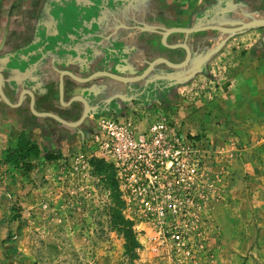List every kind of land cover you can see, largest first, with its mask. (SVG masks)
<instances>
[{"label": "rangeland", "instance_id": "rangeland-1", "mask_svg": "<svg viewBox=\"0 0 264 264\" xmlns=\"http://www.w3.org/2000/svg\"><path fill=\"white\" fill-rule=\"evenodd\" d=\"M258 8V1L238 4L174 27H236L264 19ZM147 18H134L143 39L135 64L123 75L107 71L134 78L154 62L139 86L98 78L106 94L129 99L90 111L76 126L33 120L23 121L29 130L21 121L1 128L8 140L2 157L21 133L39 139L40 153L20 168L2 165L0 264H264V25L163 38L171 27L157 26L156 15L148 25ZM181 43L191 53L184 67L158 61L182 62L185 48L178 54L168 46ZM53 114L67 122L82 116ZM101 115L130 121L136 145L128 155L99 156L93 134ZM91 158L111 165L112 185L94 172ZM112 186L140 244L133 257L110 224Z\"/></svg>", "mask_w": 264, "mask_h": 264}, {"label": "crops", "instance_id": "crops-1", "mask_svg": "<svg viewBox=\"0 0 264 264\" xmlns=\"http://www.w3.org/2000/svg\"><path fill=\"white\" fill-rule=\"evenodd\" d=\"M255 1L259 2L258 9L264 11V0H34L33 4L31 0H0V62L7 64L11 60L9 67L2 70L3 89L14 103L23 95L19 106L8 102L7 107L0 103V131L19 121L46 122L56 124L57 128L66 125L40 112H53L69 121L78 119L81 98L74 96L75 87L69 83L68 70L84 77L101 69L123 75L135 64L142 47V24L134 18L147 15V24L155 25L151 22L156 15L157 26L174 27L191 23L195 15L222 13L238 4L249 7ZM159 16H164V21ZM202 26L207 25L198 27ZM36 31L38 37H34ZM145 33H151L149 37L157 35L152 30ZM174 50L178 53L183 47ZM17 57L22 61L27 58L20 68L16 64ZM85 59L88 60L86 69L74 67L77 61ZM101 77L105 76L92 77L81 85L95 93L90 100L91 112L105 111L118 100H127L113 97L116 92L106 94L108 87L105 89V84L98 81ZM100 84L102 87L98 89ZM31 92L34 93L33 106L27 99ZM62 99L75 101L77 109L66 112ZM25 123L22 129L29 130ZM7 142L0 134V149ZM37 143L40 144L39 139Z\"/></svg>", "mask_w": 264, "mask_h": 264}, {"label": "trees", "instance_id": "trees-1", "mask_svg": "<svg viewBox=\"0 0 264 264\" xmlns=\"http://www.w3.org/2000/svg\"><path fill=\"white\" fill-rule=\"evenodd\" d=\"M40 153L39 147L32 139L20 134L17 138L16 146L13 150L7 151L4 157L0 155V180L4 177L8 170H3L2 165L8 164L11 167H23L26 161L31 157H37ZM90 164L94 168V172L98 174H105L108 182L112 185L114 183L111 165L106 164L102 159L91 158ZM112 195L114 197L115 205L111 207L110 224L119 231L124 239V252L130 257L135 256V250L140 246L136 239L132 228V222L125 219L120 212L121 202L118 199L115 191V186H112Z\"/></svg>", "mask_w": 264, "mask_h": 264}, {"label": "built area", "instance_id": "built-area-1", "mask_svg": "<svg viewBox=\"0 0 264 264\" xmlns=\"http://www.w3.org/2000/svg\"><path fill=\"white\" fill-rule=\"evenodd\" d=\"M95 122L96 134H93V137L97 141L96 149L99 156L105 158V154H111V156L121 157L132 151L131 148L136 143L129 120L101 115L96 118Z\"/></svg>", "mask_w": 264, "mask_h": 264}, {"label": "flooded vegetation", "instance_id": "flooded-vegetation-1", "mask_svg": "<svg viewBox=\"0 0 264 264\" xmlns=\"http://www.w3.org/2000/svg\"><path fill=\"white\" fill-rule=\"evenodd\" d=\"M50 35H53V33H49ZM39 35L37 34V31L34 33V37H38ZM31 54H35V52L34 53H30L29 55H31ZM39 55L41 56V54L39 53ZM17 58H19L18 59V62H16V64L17 65H19V68H20V65H22V63H24L26 60H27V58H24L23 59V61H22V59H21V57H17ZM16 58V59H17ZM0 60H1V58H0ZM4 64V63H3ZM2 64V62H0V103H2V104H4V105H7V107L9 106V103L8 102H10V103H12V104H14V105H21V103L23 102V95L22 96H20L21 98L19 99H17L16 101H15V103H14V101H11V99L9 98V96L7 95V93L4 91V89H3V74H2V70H4V69H7L8 67H9V64H11V60L10 61H8V63L7 64H4L3 65ZM74 67L76 68V67H79L80 69H86V67H88V60H81V61H77L76 63H75V65H74ZM153 67V66H152ZM81 71V70H80ZM105 71H107V69H105ZM70 76H71V80H70V84L72 83V85L75 87V89H77V90H75L74 92H75V95L74 96H76V97H78V98H81V109H80V113H82V115H83V113H84V111H85V104L87 105V111H86V114H85V116H84V118H83V120L85 119V117H87L88 116V114L90 113V111H91V109H92V107L93 106H90V104H91V102H90V100H91V98L93 97V95L95 94L94 93V91L93 90H91L90 88H87L88 86H86L83 90H79L78 88H81L82 86V84L83 83H85V82H80L81 80L79 79V77L73 72V73H71L70 74ZM103 76H105V84L107 83V82H109V80L110 79H108L107 77H109L108 75H103ZM80 80V81H79ZM116 81H118V82H120V80H117V79H115ZM140 81H141V79H140ZM138 79L136 80V81H128L127 82V84H133L134 86L138 83V82H140ZM122 82V81H121ZM62 84V88H63V83H61ZM99 89V88H98ZM77 92V93H76ZM33 96H34V93L33 92H31V94H30V97H28L27 99H30V101H31V105H32V103H33ZM130 98H132V96H129ZM127 99H129L128 97H126ZM68 102V101H67ZM76 102L75 101H70V103L68 104V105H66V112H70V111H75L74 109L76 108L77 109V105L75 104ZM113 103H115V102H113ZM33 106V105H32ZM111 106V105H110ZM114 106V105H113ZM31 108H33V107H31ZM34 109V108H33ZM35 110V109H34ZM34 113H36L37 114V112L36 111H34ZM67 114V113H66ZM66 114H64V115H66ZM60 116V115H59ZM47 117V116H46ZM82 120V121H83Z\"/></svg>", "mask_w": 264, "mask_h": 264}, {"label": "water", "instance_id": "water-1", "mask_svg": "<svg viewBox=\"0 0 264 264\" xmlns=\"http://www.w3.org/2000/svg\"><path fill=\"white\" fill-rule=\"evenodd\" d=\"M264 25V19H254V20H251V21H248L244 24H241V25H238L236 27H230V28H226V27H221V26H215V25H207V26H202V27H194V28H189V27H171L169 29H167L165 32H163V38L165 37V35L169 32H173V31H180V32H194V31H198V30H201V29H205V28H215V29H219L221 31H224V32H234V31H237V30H241L243 28H246V27H250V26H253V25ZM162 42H163V39H162ZM165 44V43H164ZM170 47H184L185 50H186V56L184 58V60L180 63H173V62H169L168 60L164 59V58H159V62H163L165 63L167 66L169 67H172V68H181V67H184L188 61H189V58H190V50L188 48L187 45L181 43V44H175V45H168ZM154 62L150 63L149 66L147 67V69L143 72L142 75L138 76V77H134V78H127V77H121V76H118L116 74H113V73H110V72H97V73H94L93 75L90 76L91 77H95V76H99V75H108V76H111V77H114V78H118L120 79L121 81H124V82H128V81H134V80H137V79H140L141 77H144V75L149 72V70L151 69L152 65H153ZM86 111H87V105L85 104V111L83 113V115L80 117L79 120L75 121V122H67L61 118H59L57 115L53 114V113H49V112H43L44 114H48V115H52L54 116L56 119L68 124V125H71V126H76L78 125L84 118L85 114H86Z\"/></svg>", "mask_w": 264, "mask_h": 264}]
</instances>
